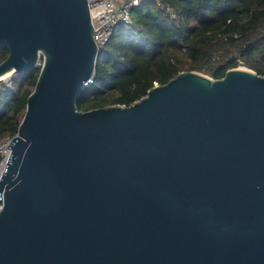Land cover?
<instances>
[{
  "label": "water",
  "instance_id": "95a60500",
  "mask_svg": "<svg viewBox=\"0 0 264 264\" xmlns=\"http://www.w3.org/2000/svg\"><path fill=\"white\" fill-rule=\"evenodd\" d=\"M94 31L87 0H0V77L39 68L0 177V264H264V75L182 70L80 110Z\"/></svg>",
  "mask_w": 264,
  "mask_h": 264
},
{
  "label": "trees",
  "instance_id": "16d2710c",
  "mask_svg": "<svg viewBox=\"0 0 264 264\" xmlns=\"http://www.w3.org/2000/svg\"><path fill=\"white\" fill-rule=\"evenodd\" d=\"M174 16L153 0L132 8L129 24L118 23L98 52L93 80L82 90L80 110L128 105L154 83L182 70L220 78L243 64L264 75V0H165ZM7 49L0 46V61ZM39 68L13 72L0 84V141L17 131Z\"/></svg>",
  "mask_w": 264,
  "mask_h": 264
},
{
  "label": "built area",
  "instance_id": "2783aa9c",
  "mask_svg": "<svg viewBox=\"0 0 264 264\" xmlns=\"http://www.w3.org/2000/svg\"><path fill=\"white\" fill-rule=\"evenodd\" d=\"M142 0H87L90 18L93 28V39L98 50L108 41L112 30L118 23L129 24L132 21L131 10L140 4ZM155 4L165 12L174 16L171 7L166 4L165 0H153ZM240 68H247L243 64V59L236 55ZM5 83L9 84V80ZM10 139L0 141V177L10 155ZM2 203H0V209Z\"/></svg>",
  "mask_w": 264,
  "mask_h": 264
},
{
  "label": "rangeland",
  "instance_id": "374dc122",
  "mask_svg": "<svg viewBox=\"0 0 264 264\" xmlns=\"http://www.w3.org/2000/svg\"><path fill=\"white\" fill-rule=\"evenodd\" d=\"M10 77H11V75H9L7 77H4V78H1L2 80H0V84L1 83H5L6 81H8Z\"/></svg>",
  "mask_w": 264,
  "mask_h": 264
},
{
  "label": "bare ground",
  "instance_id": "6f19581e",
  "mask_svg": "<svg viewBox=\"0 0 264 264\" xmlns=\"http://www.w3.org/2000/svg\"><path fill=\"white\" fill-rule=\"evenodd\" d=\"M7 76H9V74H6V75L0 77V79H1V78H4V77H7ZM1 80H2V79H1Z\"/></svg>",
  "mask_w": 264,
  "mask_h": 264
}]
</instances>
